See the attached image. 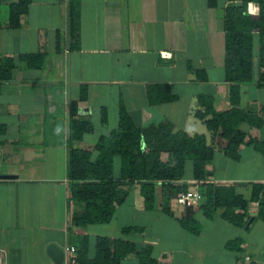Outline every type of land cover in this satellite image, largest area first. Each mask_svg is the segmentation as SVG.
<instances>
[{"label": "crops", "instance_id": "1", "mask_svg": "<svg viewBox=\"0 0 264 264\" xmlns=\"http://www.w3.org/2000/svg\"><path fill=\"white\" fill-rule=\"evenodd\" d=\"M228 2L77 0L78 25L71 35L68 0H30L17 28L7 19L0 22V60H13L10 78L0 77V264H56L48 253L52 245L63 252L61 264H69L63 247L73 245L79 264L75 241L82 236H87L84 264L96 262L97 237L110 238L115 264H264V220L256 202L249 203L245 224L236 226L174 201L167 213L158 185L153 210L143 207L133 188L110 222L83 228L71 223L67 105L76 103L91 120L95 135L74 142L88 150L97 135L116 128L120 104L143 127L165 122L207 138L205 125L193 115L198 97L211 98L221 112L264 107L256 32L253 80L239 86L237 103L230 102L224 80ZM247 13L258 16V4L249 2ZM35 54H42L37 65L19 59ZM156 86L165 99L151 101ZM47 95L65 107L50 111ZM248 134L258 145H241L236 158L216 153L206 166L211 173L206 181L234 184L246 198L251 183L264 184V122ZM179 183L198 189L203 182L193 180L189 170ZM187 215L196 230L181 223ZM234 241L237 248L229 244Z\"/></svg>", "mask_w": 264, "mask_h": 264}, {"label": "trees", "instance_id": "2", "mask_svg": "<svg viewBox=\"0 0 264 264\" xmlns=\"http://www.w3.org/2000/svg\"><path fill=\"white\" fill-rule=\"evenodd\" d=\"M228 1L224 16V80L230 85L229 96L233 105L238 102L239 86L253 80L255 32L258 33L260 42L259 66L264 69V0H241L240 3ZM249 2L258 4V16L247 13ZM29 4L30 0H18L6 5L0 2V22L7 19L10 28H17ZM77 11V0H68V27L71 35L78 25ZM41 56L42 54H35L21 56L19 59L25 60L28 65H37L36 60ZM0 61V77L9 79L13 60L2 58ZM259 82H264V70L259 76ZM154 88L155 93L152 94L150 90L151 101L165 99L158 95L159 87ZM67 106V177L70 180V200L75 206L71 220L73 227L83 228L89 224L110 222L128 191L133 188H137L143 207L153 210L157 199L156 191L160 185L162 200L166 203L164 210L171 214V202L176 203V196L190 189L189 185L179 183L186 178L189 170L193 180L203 182L196 189L200 194L196 207L206 217L219 214L233 225L243 226L249 203L256 202L257 216L264 220V184L251 183L250 195L246 198L236 190L234 184L222 185L206 181L211 174L206 166L216 153L236 158L241 145H258L249 136L248 129H258L263 125L264 107L258 110L256 107L233 106L221 112L214 109L211 98L198 97L193 115L205 125L210 134V138H207L204 134L190 135L175 130L165 122L143 127L120 104L116 128L107 134L97 135L92 150H88L74 146V142L82 141L86 135H95L91 120L80 114L76 103ZM105 120L103 113L102 121ZM164 155L166 156L163 158ZM184 208L187 211L192 209ZM189 216L180 221L185 227L196 230L195 222ZM229 244L237 248V241ZM75 246L78 250V262L84 264L87 236L75 241ZM110 254V238L97 237L96 262L91 264H115Z\"/></svg>", "mask_w": 264, "mask_h": 264}, {"label": "built area", "instance_id": "3", "mask_svg": "<svg viewBox=\"0 0 264 264\" xmlns=\"http://www.w3.org/2000/svg\"><path fill=\"white\" fill-rule=\"evenodd\" d=\"M249 9H251V8L249 7ZM249 12H252V11L249 10ZM47 99L49 101L48 108L50 111L57 110L59 107L60 108L65 107L64 101L59 102L58 105L55 104L52 101V99H53L52 95H47ZM199 200H200V194L198 193V191L196 189H188L185 192H181L176 196V199H175V201L178 205L186 207V208L196 207V205H198V203H199ZM63 251L65 252V254L66 253L68 254V255H66V259H67L68 263L69 264H75L76 259L72 255V253H74V251H75V247L71 246V245H65L63 247Z\"/></svg>", "mask_w": 264, "mask_h": 264}, {"label": "water", "instance_id": "4", "mask_svg": "<svg viewBox=\"0 0 264 264\" xmlns=\"http://www.w3.org/2000/svg\"><path fill=\"white\" fill-rule=\"evenodd\" d=\"M48 253L51 255V257L54 259L56 264H61L63 252L57 248L56 246L52 245L48 249Z\"/></svg>", "mask_w": 264, "mask_h": 264}, {"label": "rangeland", "instance_id": "5", "mask_svg": "<svg viewBox=\"0 0 264 264\" xmlns=\"http://www.w3.org/2000/svg\"><path fill=\"white\" fill-rule=\"evenodd\" d=\"M112 121V119L110 118V122Z\"/></svg>", "mask_w": 264, "mask_h": 264}]
</instances>
